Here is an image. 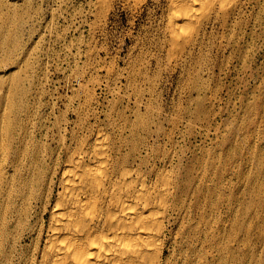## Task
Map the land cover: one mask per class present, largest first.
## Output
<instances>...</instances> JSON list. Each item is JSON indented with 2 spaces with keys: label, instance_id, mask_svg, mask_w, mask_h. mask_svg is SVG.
<instances>
[{
  "label": "rangeland",
  "instance_id": "374dc122",
  "mask_svg": "<svg viewBox=\"0 0 264 264\" xmlns=\"http://www.w3.org/2000/svg\"><path fill=\"white\" fill-rule=\"evenodd\" d=\"M139 5L0 0L12 38L0 44V100L8 106L20 81L32 132L53 149L57 127L69 141L79 113L114 137L125 119L145 125L152 151L211 191L185 198L198 230L174 244L173 264H264V0L207 20L178 50L165 1Z\"/></svg>",
  "mask_w": 264,
  "mask_h": 264
},
{
  "label": "bare ground",
  "instance_id": "6f19581e",
  "mask_svg": "<svg viewBox=\"0 0 264 264\" xmlns=\"http://www.w3.org/2000/svg\"><path fill=\"white\" fill-rule=\"evenodd\" d=\"M127 1L136 8L145 0ZM164 1L178 50L243 0ZM0 34L1 45L12 40ZM14 90L8 106L0 100V264H173L174 244H189L198 230L185 198L199 204L210 189L193 182L189 167L174 170L172 156L145 143L149 128L127 119L114 137L79 113L69 141L57 127L53 149L46 131L32 132L20 81Z\"/></svg>",
  "mask_w": 264,
  "mask_h": 264
}]
</instances>
